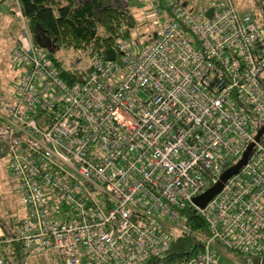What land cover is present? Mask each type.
<instances>
[{"label": "built area", "instance_id": "built-area-1", "mask_svg": "<svg viewBox=\"0 0 264 264\" xmlns=\"http://www.w3.org/2000/svg\"><path fill=\"white\" fill-rule=\"evenodd\" d=\"M165 7L151 2L149 42L133 32L112 60L69 61L72 83L32 42L19 5L11 9L22 71L0 115V146L25 208L13 240L30 256L145 264L168 250L191 206L209 236L179 264H220L218 246L264 260V30L232 0ZM249 146L221 190L194 204ZM0 264L12 263L0 255Z\"/></svg>", "mask_w": 264, "mask_h": 264}, {"label": "trees", "instance_id": "trees-1", "mask_svg": "<svg viewBox=\"0 0 264 264\" xmlns=\"http://www.w3.org/2000/svg\"><path fill=\"white\" fill-rule=\"evenodd\" d=\"M113 1L13 0L19 5L25 17V25L32 42L48 51L59 74L69 83L76 80L77 71L73 73L67 69V65L57 56L59 52L74 50L82 51L89 56L105 55L108 49H116L117 40H127L131 36V31L135 32L137 38L143 43L153 39L155 28L151 17L147 18L151 29L145 27L143 21L141 25L145 27L144 30L135 31L134 27L137 23L127 7L119 3L113 4ZM152 1L159 3L162 9H166L165 2L168 0H151L150 13H152ZM176 1L187 8L180 1ZM209 1L202 7L206 6ZM250 16L255 21L251 14ZM168 17L171 16L168 14ZM257 25L264 30V24ZM21 219L17 225L22 221ZM14 224L16 225L11 222L10 228ZM177 225L181 230L171 241L168 250L160 256L149 259L145 264H179L193 256L202 246V239L209 236L205 220L191 206L182 210ZM14 236L15 233L11 237L4 233L0 237V255L12 264H33L31 263L32 256L22 250L20 241L13 240ZM223 249L230 251L224 247H217L218 252L219 250L224 251ZM256 262L253 261V263Z\"/></svg>", "mask_w": 264, "mask_h": 264}, {"label": "rangeland", "instance_id": "rangeland-1", "mask_svg": "<svg viewBox=\"0 0 264 264\" xmlns=\"http://www.w3.org/2000/svg\"><path fill=\"white\" fill-rule=\"evenodd\" d=\"M111 1V0H105ZM151 1V0H150ZM149 0H114L113 4L119 3L127 7L128 12L136 20L135 31L144 30L147 26L151 29L150 23L147 18L151 17ZM183 3L189 10H196L205 5L208 0H178ZM235 7L239 10H246L255 19L257 24H264V0H232ZM17 3L8 4L5 0H0V115H3L4 103L9 101L14 94V84L19 73L22 69L15 65L11 58V47L14 45L17 35V27H21V21L15 17L10 16L9 11L16 7ZM145 22V27L141 22ZM150 22V21H149ZM130 33H133L132 31ZM63 62L68 65L72 59L82 58L83 65L86 64L87 56L82 51L70 50L67 52H59L57 54ZM19 193L16 185L12 182V175L7 165L6 151L0 146V233H6L11 237L16 231L17 222L22 217L24 211L20 207ZM14 222L13 227L10 228V223ZM179 231L176 230V233ZM218 252V261L220 264H250L247 259L235 251ZM34 256V257H33ZM32 256L31 263L33 264H56L54 259H57L51 252L45 255L36 254ZM11 262V261H10ZM12 263V262H11ZM251 264H264L257 261Z\"/></svg>", "mask_w": 264, "mask_h": 264}, {"label": "water", "instance_id": "water-1", "mask_svg": "<svg viewBox=\"0 0 264 264\" xmlns=\"http://www.w3.org/2000/svg\"><path fill=\"white\" fill-rule=\"evenodd\" d=\"M105 57L106 59H111V60L114 59L115 58L114 50L108 49L105 52ZM249 150H250V146L247 147V149L243 152L242 158L237 162V164H235L231 168L226 169L220 175L219 180L215 184H213L210 188L206 189L205 191L195 196L193 198L194 204H196L199 207H204L206 203L221 190L225 180L232 174L236 173L238 169L245 163Z\"/></svg>", "mask_w": 264, "mask_h": 264}, {"label": "crops", "instance_id": "crops-1", "mask_svg": "<svg viewBox=\"0 0 264 264\" xmlns=\"http://www.w3.org/2000/svg\"><path fill=\"white\" fill-rule=\"evenodd\" d=\"M8 4H11V6H12V4L14 3L13 2V0H5ZM10 9H8V12H9V14H10V16H12L14 19H16L15 18V16H14V14L11 12V11H9ZM18 30H19V27H17V32H18ZM15 42V41H14ZM14 45H15V43H14ZM14 45H13V47H14ZM13 47H11V49L13 48ZM13 97H14V94H13ZM13 97L10 99V100H12L13 99ZM13 182V181H12ZM19 193V192H18ZM19 196H20V199H19V203H21L20 204V207L21 208H23V211H24V213H23V215H22V217L21 218H23L24 217V215H25V208H24V205L22 204V198H21V195H20V193H19ZM20 218V219H21ZM19 219V220H20ZM4 233H0V237L3 235Z\"/></svg>", "mask_w": 264, "mask_h": 264}]
</instances>
